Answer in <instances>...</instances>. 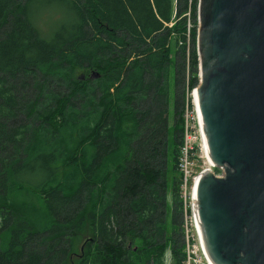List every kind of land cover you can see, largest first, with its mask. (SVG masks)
Listing matches in <instances>:
<instances>
[{
  "label": "trees",
  "instance_id": "16d2710c",
  "mask_svg": "<svg viewBox=\"0 0 264 264\" xmlns=\"http://www.w3.org/2000/svg\"><path fill=\"white\" fill-rule=\"evenodd\" d=\"M53 2L64 11L43 34ZM196 6L0 0V264L185 263L177 164Z\"/></svg>",
  "mask_w": 264,
  "mask_h": 264
},
{
  "label": "water",
  "instance_id": "95a60500",
  "mask_svg": "<svg viewBox=\"0 0 264 264\" xmlns=\"http://www.w3.org/2000/svg\"><path fill=\"white\" fill-rule=\"evenodd\" d=\"M196 8L198 82L188 107L200 164L197 252L203 264H264V0Z\"/></svg>",
  "mask_w": 264,
  "mask_h": 264
},
{
  "label": "built area",
  "instance_id": "2783aa9c",
  "mask_svg": "<svg viewBox=\"0 0 264 264\" xmlns=\"http://www.w3.org/2000/svg\"><path fill=\"white\" fill-rule=\"evenodd\" d=\"M182 110L183 133L177 166L180 172L179 196L181 198L182 210L181 229L186 254L184 264H203L196 248L193 223L194 186L199 172V169H197L198 164L195 162L194 157L198 150V141L195 136V126L190 123L188 94L184 100ZM213 172L215 174L220 173L218 170H214Z\"/></svg>",
  "mask_w": 264,
  "mask_h": 264
},
{
  "label": "rangeland",
  "instance_id": "374dc122",
  "mask_svg": "<svg viewBox=\"0 0 264 264\" xmlns=\"http://www.w3.org/2000/svg\"><path fill=\"white\" fill-rule=\"evenodd\" d=\"M41 9H45L41 12V14H38V17L36 16V21L38 22L39 26L42 29L43 34H46L48 32V29L50 28V26L54 23V21L58 18L59 13H62L64 11V7L58 3V2H53L51 4H49L48 6H44ZM188 15V12H187ZM195 17H196V10H195ZM190 25L188 24V27ZM187 42H186V48H187V52L191 51L193 44H192V39L189 38V36L187 35ZM195 40V39H194ZM187 56V55H186ZM188 58V56H187ZM173 62H174V55L173 53H171V73L170 76L172 77V72H173ZM187 67H188V62H187ZM188 68H187V74H186V78H185V87H184V100L188 94ZM170 97H169V110H168V120L171 123L172 120V115H173V107H172V103H173V90H172V81L170 82ZM178 94L181 93V89H179V92H177ZM171 129V127L169 128V130ZM195 162L198 164L197 169L200 168V164L199 161L197 159V152L196 155L194 157ZM221 174V172L219 173V175ZM168 208H170V204H168ZM202 261V260H201ZM166 264H169V256L167 254V262Z\"/></svg>",
  "mask_w": 264,
  "mask_h": 264
},
{
  "label": "bare ground",
  "instance_id": "6f19581e",
  "mask_svg": "<svg viewBox=\"0 0 264 264\" xmlns=\"http://www.w3.org/2000/svg\"><path fill=\"white\" fill-rule=\"evenodd\" d=\"M215 176H221V174L219 175V174H215Z\"/></svg>",
  "mask_w": 264,
  "mask_h": 264
}]
</instances>
